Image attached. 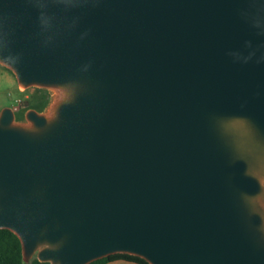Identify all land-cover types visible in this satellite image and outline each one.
<instances>
[{"label": "water", "instance_id": "1", "mask_svg": "<svg viewBox=\"0 0 264 264\" xmlns=\"http://www.w3.org/2000/svg\"><path fill=\"white\" fill-rule=\"evenodd\" d=\"M0 64L23 263L264 264V0H0Z\"/></svg>", "mask_w": 264, "mask_h": 264}, {"label": "rangeland", "instance_id": "2", "mask_svg": "<svg viewBox=\"0 0 264 264\" xmlns=\"http://www.w3.org/2000/svg\"><path fill=\"white\" fill-rule=\"evenodd\" d=\"M41 97L48 98L50 102L54 97V91L35 86L28 88L20 87L14 74L0 64V111L4 107H10L14 111L15 119L23 120L25 112L29 109H35L38 112L45 111L46 107L40 111L42 105L39 102V98ZM34 258L24 264H32Z\"/></svg>", "mask_w": 264, "mask_h": 264}, {"label": "trees", "instance_id": "3", "mask_svg": "<svg viewBox=\"0 0 264 264\" xmlns=\"http://www.w3.org/2000/svg\"><path fill=\"white\" fill-rule=\"evenodd\" d=\"M127 260L137 264H149L144 259L129 254H113L90 264H102L112 260ZM0 264H24L21 256V246L18 238L9 230L0 229ZM32 264H42L36 258ZM48 264V263H43Z\"/></svg>", "mask_w": 264, "mask_h": 264}, {"label": "crops", "instance_id": "4", "mask_svg": "<svg viewBox=\"0 0 264 264\" xmlns=\"http://www.w3.org/2000/svg\"><path fill=\"white\" fill-rule=\"evenodd\" d=\"M102 264H137V263L127 261V260L117 259V260L107 261Z\"/></svg>", "mask_w": 264, "mask_h": 264}, {"label": "flooded vegetation", "instance_id": "5", "mask_svg": "<svg viewBox=\"0 0 264 264\" xmlns=\"http://www.w3.org/2000/svg\"><path fill=\"white\" fill-rule=\"evenodd\" d=\"M39 102L42 105V108L40 110V111H42L46 107V105L48 104L49 100H48V98L46 99L45 97H41V98H39Z\"/></svg>", "mask_w": 264, "mask_h": 264}]
</instances>
